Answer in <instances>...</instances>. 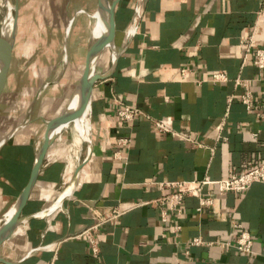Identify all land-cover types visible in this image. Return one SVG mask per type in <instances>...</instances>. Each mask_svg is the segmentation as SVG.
<instances>
[{
    "label": "crops",
    "instance_id": "1",
    "mask_svg": "<svg viewBox=\"0 0 264 264\" xmlns=\"http://www.w3.org/2000/svg\"><path fill=\"white\" fill-rule=\"evenodd\" d=\"M138 2L119 0L116 8L118 58L92 91L91 154L78 184L54 205L69 162L53 142L22 210L29 218L0 243V264H264L263 182L224 194L209 184L203 195L214 200L201 211L191 194L181 212L160 202L175 191L164 182L219 180L264 161V69L254 64L255 48H264V0H143L134 24ZM252 33L247 51L242 38ZM219 71L227 81L212 80ZM247 90L252 110L240 100ZM133 104L156 119L172 117L171 127L195 141L159 132L144 116L122 122L118 110ZM24 121L0 139V217L28 185L43 143L45 130L19 127ZM240 229L253 235L251 253L233 246ZM197 238L203 243L192 245Z\"/></svg>",
    "mask_w": 264,
    "mask_h": 264
},
{
    "label": "rangeland",
    "instance_id": "2",
    "mask_svg": "<svg viewBox=\"0 0 264 264\" xmlns=\"http://www.w3.org/2000/svg\"><path fill=\"white\" fill-rule=\"evenodd\" d=\"M13 1L4 0L0 3V61L5 32L15 12ZM15 2L19 10V31L11 50L7 81L0 95V139L25 119L29 124L37 123L38 130L43 133L47 127L46 120L51 121L50 118L62 110L87 65L88 39L92 29L89 14L79 11L91 9L97 0ZM66 43L68 62L65 65L63 58ZM111 58L112 51L107 46L98 58L96 71L103 72V67L111 63ZM74 137V133L65 132L55 141L59 140L60 150L62 154H67L68 161V156H75L79 152L76 170L78 164L83 163L89 145L87 142L76 144ZM44 138L45 133L42 142ZM80 178L79 172L74 187ZM68 182L65 171V188Z\"/></svg>",
    "mask_w": 264,
    "mask_h": 264
},
{
    "label": "bare ground",
    "instance_id": "3",
    "mask_svg": "<svg viewBox=\"0 0 264 264\" xmlns=\"http://www.w3.org/2000/svg\"><path fill=\"white\" fill-rule=\"evenodd\" d=\"M3 1L4 0H0V3H2ZM113 1L114 0H99V5L97 6L96 9L94 10L83 9L79 11L81 13L85 12L89 14L91 29H92L91 35L89 37V51H88L89 54L87 55V65L84 75L81 78L68 104L64 107V109L60 114L50 118L51 121L46 120L45 123L47 124V127L44 133H45V139H47L48 141L52 140V138L54 137L62 136V134H64L65 132H70L72 134L74 133L75 135L74 139H76L75 142L76 144L80 145L82 142H87L89 145L91 143L90 121H91L93 89H91L90 79L92 78L93 74L97 72L96 66L99 58L98 57L97 60L95 61V56L97 54V51L101 47H103L102 48L103 51L104 48L107 46L110 47L112 51V59L118 55V49L115 44V31L113 32V25H114L113 13H112ZM13 2H14L15 12L9 24V27L5 32V36H4L5 43H3L4 49L0 61V69L8 52L13 50L17 37V31H18L17 13L19 10H18V4L15 2V0ZM71 23L72 21L70 22V24ZM102 51L100 52V54L102 53ZM64 64L65 65L67 64L66 58L64 60ZM90 151H91V146L89 145L86 155H89ZM58 152L62 153V150H58ZM78 155L79 152H77L75 156H68L69 163L66 168V176H67V181H69L68 182L69 185L68 187L65 188L64 186H67V184H63V189L60 191L58 198L54 202L55 206L61 204L62 199L66 197L73 190L74 188L73 184H76V177L79 174V171L75 170V164ZM42 156H43V149L39 151V154L37 156L35 163V171H37L38 169L41 170L43 166L44 158L42 159ZM28 190L29 189L26 188L23 194L21 195L20 199L18 201L16 200L8 208V210L0 217V240L6 238L10 233H13L16 229L18 230V228L26 220V217L22 214L20 208L26 198ZM44 217L46 216L44 215Z\"/></svg>",
    "mask_w": 264,
    "mask_h": 264
},
{
    "label": "built area",
    "instance_id": "4",
    "mask_svg": "<svg viewBox=\"0 0 264 264\" xmlns=\"http://www.w3.org/2000/svg\"><path fill=\"white\" fill-rule=\"evenodd\" d=\"M142 1L139 0L138 5H136L134 12V24H137L138 19L141 16L142 12ZM259 19H264V8L259 12ZM134 26V25H133ZM132 29H130V33ZM242 44L246 47L247 51H250L252 47L255 46V37L254 34L246 35L242 38ZM254 64L259 69H264V48L256 47L255 48V59ZM182 74L185 75L188 70L183 68L181 70ZM212 80L217 82L227 81V75L224 72H214L212 74ZM242 80L240 78L237 79V82L240 83ZM240 100L246 106L248 110H252L255 108L254 103V95L251 90L245 91L241 96ZM118 118L122 122L133 121L139 116H144L148 119L154 121L155 127L159 132L162 133H170L173 136L182 138L186 141H195V138L188 131H176L171 127L172 117H166L165 119H156L152 117L150 114L142 111L137 105H126L123 108L118 110ZM260 117L264 118V112L259 114ZM121 142H128L126 139H121ZM255 182H263L264 183V161L260 164L240 173V174H232L228 177L212 180L209 177H205L202 180H192V181H167L162 183L165 187H173L175 191L171 194L160 199V202H169L171 208L176 209L178 212H181V205L185 195L191 194L198 196L200 198V206L198 207V211H201L204 206L212 204L214 197L213 195L204 196V188L209 184H215L218 186V191L220 194H224L228 191L234 192H244L248 190L253 183ZM119 215V211H115L114 217ZM164 219H166V213H164ZM237 229H239V225H235ZM86 234L89 236L93 252L96 254L99 251V247L97 241L93 235L91 229L86 231ZM203 243L201 238L194 239L191 244L192 245H200ZM233 246L243 253H251L253 248V235L250 230L240 229L238 238Z\"/></svg>",
    "mask_w": 264,
    "mask_h": 264
},
{
    "label": "water",
    "instance_id": "5",
    "mask_svg": "<svg viewBox=\"0 0 264 264\" xmlns=\"http://www.w3.org/2000/svg\"><path fill=\"white\" fill-rule=\"evenodd\" d=\"M118 2H119V0H114V1H113V8H112V13H113V23H114V25H113V32H114V31L116 32L115 13H116V8H117V5H118ZM107 25H108V24H107ZM102 48H103V47H101V48L97 51V54H96V56H95V61H96L97 58L99 57L100 52L102 51ZM10 56H11V51L8 52V54H7V56H6L5 60H4V62H3V64H2V67H1V69H0V95H1V93H2V91H3V89H4L5 84H6V81H7V77H8V68H9V63H10ZM117 58H118V55H117L115 58H113L112 66H111V68H110L107 72H104V73H103V72H95V73L93 74L92 78L90 79L91 89L94 88V85H95L99 80H101V79H105L109 74L112 73L113 69L115 68V65H116V62H117ZM27 123H28V120L24 121L23 124L21 123V124L19 125V127H23V126H25ZM56 138H57V137H54V138H52V140H50V141H48L47 139L44 138V141H43L42 146H41V148H40V150L43 149V156H42V159L45 158V156H46V154H47V152H48L50 146L53 144V142L55 141ZM89 145L91 146V143H90ZM40 150H39V151H40ZM38 154H39V152L37 153V156H38ZM90 154H91V152H90ZM90 154H89V155H86L85 159L83 160V163L78 164L77 169H76L77 171L80 172L82 165H83V164L85 163V161L88 159V157L90 156ZM37 156H36V159H37ZM35 163H36V160H35ZM39 172H40V169H38L37 171H35V164H34V168H33V172H32L31 179H30L28 185L25 187V189L28 188L29 190H28V193H27V195H26V198H25V200H24V202H23V204H22V206H21V208H20V211H21V212H22L24 206L26 205V203H27V201H28V199H29V197H30L31 191H32V189H33V187H34V185H35V183H36V180H37V177H38ZM25 189H24V190H25ZM24 190L22 191V193H21L20 196L18 197L17 201L20 199V197H21V195L23 194ZM28 218H29V216L26 217V219H28ZM11 234H12V233H10L7 237H9ZM7 237H6V238H7ZM6 238H4V239H6ZM4 239L0 240V243H1Z\"/></svg>",
    "mask_w": 264,
    "mask_h": 264
}]
</instances>
